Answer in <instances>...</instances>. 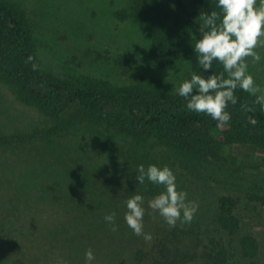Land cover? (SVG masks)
<instances>
[{
    "label": "trees",
    "instance_id": "16d2710c",
    "mask_svg": "<svg viewBox=\"0 0 264 264\" xmlns=\"http://www.w3.org/2000/svg\"><path fill=\"white\" fill-rule=\"evenodd\" d=\"M216 5L217 0H130L115 15L144 30L149 38L146 62L150 66L165 68L186 63L191 73L203 72L207 76L223 68L214 62L213 69L204 72L198 65L193 47L200 36L196 18L202 11H218ZM35 47L32 29L23 13L11 2L0 0V82L11 86L17 99L34 106L43 116L46 124L36 135L62 144L67 136L78 134L109 153L113 158L112 183L119 186L116 189L123 193L119 195L122 199L139 193L148 200L162 191V186L147 180L141 185L135 179L139 165L155 164L168 166L176 177L177 189L185 191L187 199L198 204L190 224L178 221L172 228L157 212L153 242L137 250L139 263L254 264L257 261L261 245L243 231L240 211L244 203L254 205L255 209L263 205L264 173L247 170L231 150L225 151L231 143L264 151V111L259 105H254L256 111L250 113L241 108L242 104H251L254 97L237 89V103L229 104L227 109L231 120L221 128L210 116L189 111L177 89L161 79L132 76L131 81L116 84L88 74L58 78L39 64ZM29 56L34 59L26 63ZM33 63L39 66L35 71ZM248 116H253L257 123L250 124ZM33 136L31 133L0 136V145L11 146ZM245 153L246 150L243 156ZM28 160L33 166L24 169ZM34 161L30 157L13 159L10 163L13 176L6 184L0 182V186H37L31 179ZM43 170L46 182L40 184L57 186L60 195L55 198L73 201L78 211L86 206L76 191L63 188L70 185L63 169L44 166ZM24 188L17 201L32 199L33 194L25 193ZM13 201L10 196L11 212L16 208L11 209ZM92 215L93 235L97 245L102 246L104 235L110 233V224L103 219L95 222L98 216ZM95 237L94 241L86 240L78 245V249L95 247ZM15 240L8 237L6 242ZM75 240L69 234L55 233L50 237V247L69 248Z\"/></svg>",
    "mask_w": 264,
    "mask_h": 264
},
{
    "label": "rangeland",
    "instance_id": "374dc122",
    "mask_svg": "<svg viewBox=\"0 0 264 264\" xmlns=\"http://www.w3.org/2000/svg\"><path fill=\"white\" fill-rule=\"evenodd\" d=\"M6 1L20 10L30 24L39 64L58 78L88 74L123 84L134 77H153L163 80L173 89H178L185 78H190L186 63L165 68L147 64L149 38L144 30L115 15L130 0ZM258 51L261 61L253 65L249 58L248 71L256 84L264 89V49ZM45 124L34 106L17 99L12 87L0 82V136L35 135L22 143L0 145V182L6 184L13 176L10 166L13 159L30 157L35 160L31 179L37 184L0 186V264H56L58 260L67 264H87L85 252L88 248L79 250L78 245L80 247L86 240L94 241L95 231L90 224L92 214L98 216H95V222H98L113 212L118 230L113 232L112 225L108 226L110 233L105 234L107 237L104 235L102 246L97 245L95 237V247L91 248L95 251V259L91 264H149L139 263L136 256L140 247L153 242L154 226L158 223V213L148 207L150 199L144 200L143 230L151 234L152 239L145 241L143 236L134 234L124 219L128 198L122 199L119 195L123 193L116 189L119 186H113L111 155L78 134L67 136L62 144L51 141L47 136L36 135V131H41ZM248 147L231 143L225 151L231 150L247 170L264 173L263 149ZM26 165L24 169L33 166L29 160ZM44 166L65 171V180L70 185L63 188L79 194L86 205L82 207L85 212L76 210L73 201L55 198L60 195L57 186H41L40 183L46 182ZM22 188L25 193L33 194L32 199L17 201ZM10 196L15 200L11 209L16 207L12 212L8 203ZM62 204L64 207L61 208ZM241 206L243 231L251 234L261 245L260 255L254 264H264V203L259 209L248 203ZM55 233L69 234L76 240L70 243L69 248L51 249L50 237ZM8 237L16 240L9 244L6 242Z\"/></svg>",
    "mask_w": 264,
    "mask_h": 264
},
{
    "label": "clouds",
    "instance_id": "9594fccd",
    "mask_svg": "<svg viewBox=\"0 0 264 264\" xmlns=\"http://www.w3.org/2000/svg\"><path fill=\"white\" fill-rule=\"evenodd\" d=\"M217 10L202 11L196 18L200 36L193 45L197 55V63L209 72L213 63L222 65L223 71H211L205 76L203 72L190 74L179 85L177 92L185 99L189 111L206 114L216 121L217 127H224L231 120L227 111L229 104L237 103L235 92L241 89L255 99L251 104H242L245 113L255 112L254 105L264 111V89L256 84L248 71L249 58L253 65L261 61L258 49H264V0H217ZM29 56L26 63L32 62ZM33 63V70L38 69ZM195 90V91H194ZM252 125L257 123L253 116L247 117ZM135 179L138 184L145 181L162 186V191L148 201V207L158 212L170 228L177 222L190 224L198 210L195 201L187 199L185 191L178 190L176 177L168 166L143 164L137 168ZM124 219L135 235L143 236L145 241L152 239L151 234L144 232L143 217L145 214L144 197L136 193L126 201ZM115 213L106 214L104 220L112 225L111 230L117 231ZM95 259L93 250L87 249V264ZM56 264H67L58 260Z\"/></svg>",
    "mask_w": 264,
    "mask_h": 264
}]
</instances>
